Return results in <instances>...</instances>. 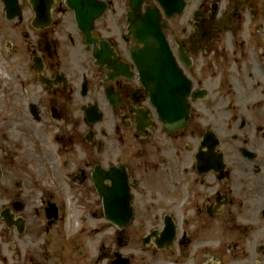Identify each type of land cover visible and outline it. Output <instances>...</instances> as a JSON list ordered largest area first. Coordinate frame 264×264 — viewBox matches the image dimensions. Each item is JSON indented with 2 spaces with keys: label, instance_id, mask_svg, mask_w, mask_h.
Instances as JSON below:
<instances>
[{
  "label": "flooded vegetation",
  "instance_id": "af4514ba",
  "mask_svg": "<svg viewBox=\"0 0 264 264\" xmlns=\"http://www.w3.org/2000/svg\"><path fill=\"white\" fill-rule=\"evenodd\" d=\"M131 1L0 0V264H264V0L158 7L174 129ZM223 113L239 133L203 124Z\"/></svg>",
  "mask_w": 264,
  "mask_h": 264
},
{
  "label": "water",
  "instance_id": "95a60500",
  "mask_svg": "<svg viewBox=\"0 0 264 264\" xmlns=\"http://www.w3.org/2000/svg\"><path fill=\"white\" fill-rule=\"evenodd\" d=\"M168 16L181 12L185 0H155ZM143 0H133L132 14L129 17L128 32L136 43L142 46L133 47L131 56L138 67L139 75L151 93L158 99L157 109L166 129H174L186 122L188 104L186 95L189 92V81L182 75L173 55L166 44L160 13L154 6L140 12ZM101 5L97 12L104 10ZM78 15V14H77ZM99 15V14H98ZM79 16V15H78ZM79 20V19H78Z\"/></svg>",
  "mask_w": 264,
  "mask_h": 264
},
{
  "label": "rangeland",
  "instance_id": "374dc122",
  "mask_svg": "<svg viewBox=\"0 0 264 264\" xmlns=\"http://www.w3.org/2000/svg\"><path fill=\"white\" fill-rule=\"evenodd\" d=\"M222 104H226L227 102H221ZM246 117H248V116H246ZM206 118L207 119H204V122H203V124L205 125V124H209V125H211L213 128H218V129H222V128H224L225 130H226V132H224L223 133V135L225 136V137H229V135L231 134V133H239V132H237V130H238V127H234L235 129H231L230 131H227V129H226V125L228 124V122H230L229 121V116L227 115V113H223V116L222 117H218V118H215V117H210V116H206Z\"/></svg>",
  "mask_w": 264,
  "mask_h": 264
}]
</instances>
